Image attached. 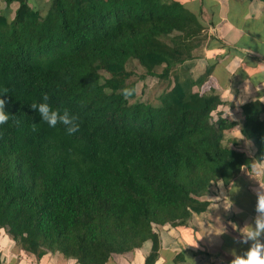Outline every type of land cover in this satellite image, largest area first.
<instances>
[{"label":"trees","instance_id":"1","mask_svg":"<svg viewBox=\"0 0 264 264\" xmlns=\"http://www.w3.org/2000/svg\"><path fill=\"white\" fill-rule=\"evenodd\" d=\"M1 1L0 99L14 117L0 125V228L37 257L58 252L79 264H105L151 240L152 264V226L205 211L210 185L230 183L249 163L224 140L235 122L213 118L219 95L193 90L211 69L194 78L184 65L202 24L174 0ZM131 59L147 75L173 74L157 105L131 102ZM125 88L134 89L127 99ZM44 94L79 116V132L40 121L30 104ZM241 110V134L259 160L264 104Z\"/></svg>","mask_w":264,"mask_h":264},{"label":"crops","instance_id":"2","mask_svg":"<svg viewBox=\"0 0 264 264\" xmlns=\"http://www.w3.org/2000/svg\"><path fill=\"white\" fill-rule=\"evenodd\" d=\"M174 1L195 14L204 29L202 44L197 42L192 56L184 65L197 72L211 69L207 77L211 79L213 90H209L221 99L217 115L228 122H235L234 127L225 133L224 140L229 147L243 152L249 163L230 183L224 184L219 180L210 185L208 194L203 197L208 201L205 211L193 213L183 224L152 226L158 237L157 257L152 264H193L192 261L194 264H229L233 258L230 254L232 249L242 254L249 246L234 243L233 237L239 236L236 229L245 224L254 225L256 193L264 191V156L257 160L256 146L241 134L244 121L241 106L256 99L264 104V2ZM27 2L29 5L44 6L47 0ZM1 3L4 2L0 0ZM14 4L17 6V2H13L10 7ZM205 80L203 83H206ZM226 110L231 115L225 117ZM234 112L240 118L238 121ZM231 204L232 207L226 209ZM224 228V234L217 236L216 233ZM152 245L151 240H146L131 251L112 254L105 264H145ZM0 264L79 263L58 252H47L37 257L35 253L22 249L1 227Z\"/></svg>","mask_w":264,"mask_h":264},{"label":"clouds","instance_id":"3","mask_svg":"<svg viewBox=\"0 0 264 264\" xmlns=\"http://www.w3.org/2000/svg\"><path fill=\"white\" fill-rule=\"evenodd\" d=\"M134 89L125 88L122 94L127 99L132 96ZM7 95V89L4 90L0 96ZM49 96L44 94L42 101L33 102L30 107L37 111L40 116V121L46 123L49 127L55 128L58 125L64 127L67 135H75L80 130L79 116L72 113L68 108L53 107L49 103ZM6 101L0 99V125L7 124L14 116L5 111ZM33 131L37 130L36 123L32 124ZM262 187V186H261ZM264 188V187H262ZM257 202L255 205L256 215L253 224H245L244 227L236 229L239 233L238 237H233L234 243L249 245L248 248L237 254L236 249H232L230 254L233 257L229 264H264V191H257ZM231 206L227 207L231 208ZM226 229L222 232L216 233L217 236L224 234ZM192 261L191 259L187 258ZM194 264V261H192Z\"/></svg>","mask_w":264,"mask_h":264},{"label":"rangeland","instance_id":"4","mask_svg":"<svg viewBox=\"0 0 264 264\" xmlns=\"http://www.w3.org/2000/svg\"><path fill=\"white\" fill-rule=\"evenodd\" d=\"M29 3V2H28ZM5 5L4 3H1V7L0 9H2ZM3 6V7H2ZM17 6H12L11 9V16L13 15V10L16 8ZM202 33L204 34V29H202ZM175 34V32H173V35ZM204 35H200L199 38V42L200 44H202V41L204 39ZM197 41V42H198ZM199 44V45H200ZM199 47V46H198ZM182 66V65H180ZM163 66H158L155 68L156 73H160L162 71ZM126 69L128 71H130L132 73V75L128 78L127 83H131L133 82L135 85V98L132 99L131 102L134 101H142L145 103H150L153 105H157L160 101H159V97L162 94V92L166 91L167 89H169L170 87H172L173 82H174V78H173V74L168 78V79H163V78H158L157 76H151V75H147L145 69L136 61V60H129L126 62ZM201 72H203V70H200ZM188 72H191V74L193 75L194 78H196L197 76H199L200 74H202L201 72H197L196 70H189ZM183 73V74H182ZM187 74V72L184 73V71H180V77H183ZM206 83H203L202 86H195L193 87L194 91H202L204 92L205 90L207 91V89H211L213 90L210 85L211 79L209 77H207V79L205 80ZM209 90V91H211ZM208 91V92H209ZM214 92V91H213ZM217 113H219V109H215L212 112L213 118H217L218 115ZM235 113V120H239L240 118L238 116H236V112ZM231 115V112L229 114V111L226 110L225 111V117ZM232 119V118H231ZM243 125V124H242ZM241 125V127H242ZM236 132V130H234ZM237 135V134H235Z\"/></svg>","mask_w":264,"mask_h":264}]
</instances>
